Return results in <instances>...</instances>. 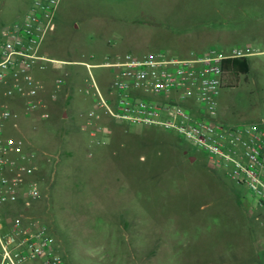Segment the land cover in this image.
<instances>
[{
    "label": "rangeland",
    "instance_id": "obj_1",
    "mask_svg": "<svg viewBox=\"0 0 264 264\" xmlns=\"http://www.w3.org/2000/svg\"><path fill=\"white\" fill-rule=\"evenodd\" d=\"M33 2L4 0L0 29ZM55 22L42 52L66 64L36 67L38 95L0 104L16 115L6 134L37 153L40 198L31 213L47 224L64 264H264V208L247 187L175 133L108 118L81 64L124 52L186 58L242 49L251 72L221 92L220 111L264 127V0H61ZM91 72L107 93L113 72ZM29 100L42 106L30 112ZM91 112L100 117L90 121Z\"/></svg>",
    "mask_w": 264,
    "mask_h": 264
},
{
    "label": "built area",
    "instance_id": "obj_2",
    "mask_svg": "<svg viewBox=\"0 0 264 264\" xmlns=\"http://www.w3.org/2000/svg\"><path fill=\"white\" fill-rule=\"evenodd\" d=\"M60 2L34 0L23 18L1 29L0 98L36 97L42 86L34 76L35 68L46 63L66 64L42 52L45 39L56 31ZM3 3L0 0V9ZM245 56L238 48L229 56L210 50L186 58L164 52H124L108 56L99 65L81 64L88 68L86 84L97 96L98 110L108 118L177 134L203 152L213 167L247 187L256 206L264 208L263 124L232 123L223 117L219 104L225 89L223 59ZM93 67L113 72L107 93L96 82ZM26 105L34 112L42 103L29 100ZM15 117L8 106L0 104V264H64L53 247L47 224L31 213L33 202L40 198L38 156L25 139L6 134V124ZM95 117L100 116L89 114L90 121ZM50 118L49 113L42 114V119ZM19 203L22 209L2 211L6 205Z\"/></svg>",
    "mask_w": 264,
    "mask_h": 264
},
{
    "label": "trees",
    "instance_id": "obj_3",
    "mask_svg": "<svg viewBox=\"0 0 264 264\" xmlns=\"http://www.w3.org/2000/svg\"><path fill=\"white\" fill-rule=\"evenodd\" d=\"M222 68L225 73V88L238 87L242 78L251 72V66L246 56L224 58Z\"/></svg>",
    "mask_w": 264,
    "mask_h": 264
},
{
    "label": "crops",
    "instance_id": "obj_4",
    "mask_svg": "<svg viewBox=\"0 0 264 264\" xmlns=\"http://www.w3.org/2000/svg\"><path fill=\"white\" fill-rule=\"evenodd\" d=\"M3 6V5H2ZM33 6V5H32ZM32 8V7H31ZM6 25H9V24H5L4 26H6ZM4 26H2V28L4 27ZM1 28V29H2ZM1 29H0V34H1ZM36 70V69H35ZM35 70H34V72H35ZM35 74V73H34ZM6 102V101H5Z\"/></svg>",
    "mask_w": 264,
    "mask_h": 264
}]
</instances>
